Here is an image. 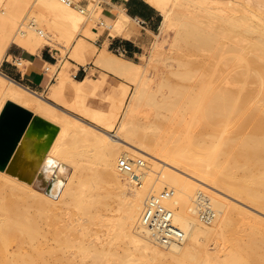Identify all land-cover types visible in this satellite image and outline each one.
Here are the masks:
<instances>
[{"label":"bare ground","instance_id":"bare-ground-1","mask_svg":"<svg viewBox=\"0 0 264 264\" xmlns=\"http://www.w3.org/2000/svg\"><path fill=\"white\" fill-rule=\"evenodd\" d=\"M146 1L164 19L153 54L140 63L104 47L95 55L76 39L75 30L101 14L100 2L99 11H87L73 0H0V63L11 43L34 53L46 37L53 43L40 24L44 14L31 15L44 9L66 45L73 43L70 57L83 65L93 56L96 67L135 85L130 92L122 82L120 97L113 92L103 109L87 100L100 87L95 77L74 79L67 67L59 69L61 60L49 65L50 101L0 71V114L11 101L57 127L49 144L45 135L25 136L0 169V264H264V219L224 199L264 211V0ZM118 11L101 25L130 37L133 19ZM171 31L172 55L165 53L187 83L161 78L152 86L150 65ZM154 116L184 127L186 146L151 133ZM123 159L135 163L133 172L120 168ZM90 162L97 169L89 172ZM166 188L184 239L164 245L140 217L146 200ZM236 214L243 220L233 229ZM230 233L236 240L224 247Z\"/></svg>","mask_w":264,"mask_h":264},{"label":"rangeland","instance_id":"rangeland-1","mask_svg":"<svg viewBox=\"0 0 264 264\" xmlns=\"http://www.w3.org/2000/svg\"><path fill=\"white\" fill-rule=\"evenodd\" d=\"M103 1H106V0H73L74 6L76 5L75 6L76 8H79V7L84 8V9L86 8L87 11H91L93 9L94 10L96 9V11L98 9V11H99L98 4H99V2L102 4ZM87 6H89V9H88ZM38 11H41V13L44 14L43 16H45V18L42 19L41 17H38V15H36L38 18H41L42 19L41 21H43V22L40 23V24H42L43 26H46V27H44V30L49 33V35L52 37L50 40H52V42H53V43L49 44L48 41H47V38H50V37H46V38L44 37L45 40H43L44 41L43 42V46L46 45V44H49V45H46V46L50 47L54 51L55 55L59 58V60H61L60 61V67L59 68L61 69L62 66L67 67L70 76L73 77V75L78 70L77 69L78 67L76 68L72 64L68 65L69 64V61L76 63L74 57H70V55H72L71 52L73 51V48H72L73 47V43L70 46H69V43H68V46H67L66 45V43H67L66 41H68V40L65 38L66 36L64 37L66 39L64 41V38L62 39L63 36H61L59 30L54 29V27H52L53 26L52 23L55 20V18H54V16L48 10L46 11L44 9H42V10H40V9L37 10L36 9L34 11V14H31V15H34L33 17H35V12L37 14ZM38 14H40V12H38ZM38 18H37V20H38L37 22L39 24V19ZM89 19H87L86 22L82 26H80L78 28V31L75 30L76 35H75V33H74V35H75L76 39L77 38H80V37L84 38L85 41H86V43H87V47L93 48L95 50V55H97V53L99 52V49L94 44H92L90 42L92 40H96L97 39V36H94L92 33L89 32V30H91L92 28H97L98 29V33L101 34V33H103L105 31V29L107 27L101 25V22L100 21H105V19H104V17H102L99 14H97V15L96 14L95 15L93 14L92 15V18L90 17ZM28 21L29 20H27L26 22L28 23ZM42 25H41V27L43 28ZM38 26H40V25H38ZM41 27H39V28H41ZM166 34H168V35H166ZM173 35H174L173 31H171L169 33H165V34H163L161 36V39L159 40V42L163 41V43H164L163 46H162L163 53L161 52V50H159L158 52H156V54L157 53L158 54L159 53H162V54L159 55V56H157L158 54L156 55L159 58L155 59L154 63H152L150 65L151 67L149 68V72H148V74L151 76V78L154 77V80H151V81L154 82L152 86H155L154 84L155 83L157 84L158 80H160L161 78L162 79H165V80H168L169 79L168 81H172V82L179 81L181 83H187V80H182V79L178 78L174 74V71L178 68L176 66L178 62L176 60H174L173 58H168L167 55H166V53L168 54V56H171L172 55V51L170 50V48H169L170 46L169 45H170V43L172 41L171 39H173ZM156 39L157 38H154V41ZM12 45H14V44H12ZM143 54L145 56H143ZM143 54L139 58H137L135 61L140 62V63H145L147 57H149L151 54H153L152 45H150L149 47H147L144 50ZM119 56H121V55H119ZM121 57H123V56H121ZM192 58H194L193 60L199 61L203 57L202 56H193ZM77 63H78V61H77ZM89 63L83 64L84 65V68L86 69V70H84L85 75H87L88 71H89V74H90L88 76V79L87 80H89V78L95 77V82L100 85V87H98L97 94H95V95H89L87 97V100H88L89 103H91V105L93 104V106L100 107V108H103V109L107 108V106H108V99L107 98L109 96H113L114 95L113 92H115V95H116L115 98H116V100L120 97V95L122 93V90H123V88L121 87L122 82L128 83L129 86H130L129 87L130 88L129 89L130 92L133 91V89L135 87V85H134L133 82L128 81V80L121 79L120 77H117V76H115V75H113L111 73H107L106 71H103L101 68L96 67L94 65V63H93V58L89 61ZM173 68H175V69H173ZM74 79H77V78H74ZM118 84H120V85H118ZM151 84L152 83H150V85ZM48 91H49V89H47L46 92L40 93V94H42L43 97L46 100H49L50 101V99H48V96H47L48 95ZM159 93H163V92H159ZM159 93H158V95H161ZM165 94H168V93L165 92ZM57 105L59 107H61V108L63 106V104H57ZM63 109H64V106H63ZM144 110L146 111V109L143 107V113H141V115L144 114ZM72 113H74V112H72ZM76 115H78V114H76ZM144 115L141 116V122H143V124L145 122V119H144L145 117L143 118ZM154 118H156L154 120L157 122V124L156 125H151V129L149 130L151 133L158 132L159 136H161L162 138L165 137L164 138L165 140L168 139L167 142L170 140V141H174L175 144L176 143L177 144H180L181 143V144H184V146H186V141H185V138H184V137H186L185 136L186 135V131H185L184 127H182V126H176L177 124L174 123L173 121L171 123L170 122L171 119H167L168 117L165 118V119H163L160 116H154ZM197 127H198L197 128L198 130H202L203 127H204L203 126V122L200 121L198 123ZM229 127H231V126H228V128H226V132L224 134L226 136L229 135V132H230L229 129L231 130V128H229ZM36 129L39 130V129H44V128H42V127H36ZM227 129H228V131H227ZM117 132H118V125L114 128V131L112 132V134L113 135L114 134L117 135ZM45 137L48 138L49 137V134H46ZM174 142L172 144H174ZM136 158H141V156L140 157L137 156ZM94 162H96V161H94ZM94 162H90L92 164V165L90 164V167H92V168H90L89 167V164H88L87 167L90 169L89 172L92 171V169H97L96 168V163H94ZM145 162L147 163V161H145ZM97 164H98L97 167L98 166L101 167V165H99L100 163H97ZM98 169H99V167H98ZM166 189H169V188H166ZM232 197H234V196H232ZM232 197H230V196L228 197L227 196V197H225V198L223 197V198L225 200H227V201L229 200L228 202L232 203L236 207L243 208V209H245V210H247V211H249V212H251V213H253V214H255V215H257V216H259V217H261V218L264 219V211H261L258 208H255L253 205H251L249 203H246V202H244V201H242V200H240L238 198H235L234 197L235 198L234 199ZM118 212L119 211L116 210V208H115L113 210L112 214L118 215ZM235 216H236L235 217V223H233V226H232L233 229H235V227L238 228L239 226H241V222L243 220L238 214H236ZM206 223H209V222H206ZM94 227H96L95 229L98 230L99 234L102 236V238L104 240L106 236L104 235L103 228H101L100 225H95ZM234 235L235 234H231V235H229V238H228L229 240L226 239L224 242L222 241V243L224 244L223 245L224 247H232L233 242H235V240H236V236H234ZM215 241L216 240H214V239H211L209 241H206L207 247L209 249H211L212 251L216 247L215 244H217V242H215ZM16 247H17L16 245L13 246L12 250H15Z\"/></svg>","mask_w":264,"mask_h":264},{"label":"crops","instance_id":"crops-1","mask_svg":"<svg viewBox=\"0 0 264 264\" xmlns=\"http://www.w3.org/2000/svg\"><path fill=\"white\" fill-rule=\"evenodd\" d=\"M101 5L103 6V12L101 11L100 15L102 17L105 16L106 22L112 23L117 18L118 8L133 19L129 25L131 36L127 37L126 33H124L125 35L111 34L109 28H106L103 33L99 34L97 28H92L91 33L97 36V39L92 40L93 42L89 41L99 50L104 47L135 61L153 43L155 35L159 33L164 19L163 14L146 0H106ZM12 44L7 48L4 58L0 63L1 73L32 91L37 93L46 92L49 85L55 79V75H53L49 65L58 64L59 58L50 47L46 46L49 44L42 46L35 53L17 43ZM89 54L90 52H88ZM88 57L92 59L93 56ZM72 63L78 66V70L73 75V78L81 80L89 75V71L85 75L84 70L86 69L84 65L77 62ZM30 130L32 136L37 137V139L46 135L44 133L45 129L37 131L36 128H32Z\"/></svg>","mask_w":264,"mask_h":264},{"label":"water","instance_id":"water-1","mask_svg":"<svg viewBox=\"0 0 264 264\" xmlns=\"http://www.w3.org/2000/svg\"><path fill=\"white\" fill-rule=\"evenodd\" d=\"M36 127L45 129L49 134L48 144L56 134L57 127L29 109L14 102H7L0 114V169H5L24 136H31ZM41 131V129L37 130ZM42 137V136H41ZM40 137V138H41ZM39 138V139H40Z\"/></svg>","mask_w":264,"mask_h":264},{"label":"built area","instance_id":"built-area-1","mask_svg":"<svg viewBox=\"0 0 264 264\" xmlns=\"http://www.w3.org/2000/svg\"><path fill=\"white\" fill-rule=\"evenodd\" d=\"M143 161H137L141 165ZM135 163L128 159L120 161V168L127 172H133ZM173 195V191L164 189L160 193L148 198L144 203L140 221L151 232V236L164 245L181 242L184 232L173 221V211L165 201Z\"/></svg>","mask_w":264,"mask_h":264},{"label":"snow or ice","instance_id":"snow-or-ice-1","mask_svg":"<svg viewBox=\"0 0 264 264\" xmlns=\"http://www.w3.org/2000/svg\"><path fill=\"white\" fill-rule=\"evenodd\" d=\"M49 163H51V161H49Z\"/></svg>","mask_w":264,"mask_h":264}]
</instances>
